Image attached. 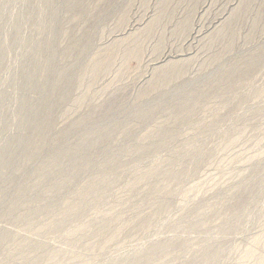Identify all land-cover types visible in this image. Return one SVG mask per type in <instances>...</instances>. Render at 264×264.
<instances>
[{
  "label": "rangeland",
  "instance_id": "rangeland-1",
  "mask_svg": "<svg viewBox=\"0 0 264 264\" xmlns=\"http://www.w3.org/2000/svg\"><path fill=\"white\" fill-rule=\"evenodd\" d=\"M246 1L0 0V264H264Z\"/></svg>",
  "mask_w": 264,
  "mask_h": 264
},
{
  "label": "bare ground",
  "instance_id": "bare-ground-1",
  "mask_svg": "<svg viewBox=\"0 0 264 264\" xmlns=\"http://www.w3.org/2000/svg\"><path fill=\"white\" fill-rule=\"evenodd\" d=\"M247 7H248V0L243 4V6H242V9H241V12H245L246 11V9H247ZM164 9V8H163ZM165 10V9H164ZM164 10H162V11H164ZM238 16H234L233 18H232V20H231V22H230V24L234 21V20H236V18H237ZM231 26V25H230ZM230 26H229V29H230ZM232 30V29H231ZM229 33V32H228ZM229 35V34H228ZM230 37V36H229ZM138 38V37H137ZM136 38V39H137ZM228 39V38H227ZM226 39V40H227ZM132 40V39H131ZM130 40V41H131ZM135 41V40H134ZM134 41L132 42V43H134ZM140 42V41H139ZM120 44V43H119ZM125 44V43H124ZM127 44V43H126ZM136 43H134V45H135ZM130 45V44H129ZM134 45H132V47L133 48H131V49H129V51H128V53H129V55H134V56H136V55H138V53H139V48H138V46L140 45V43L138 44V46H134ZM122 46H124V45H122ZM126 46V45H125ZM231 46V45H230ZM131 47V46H130ZM225 47H228V46H225ZM122 49H123V47H122ZM228 49V48H227ZM114 51V50H113ZM112 51V52H113ZM224 51H226V49L224 50ZM223 53V52H222ZM112 54V53H111ZM108 55V54H107ZM101 60H102V58H101ZM98 61V60H97ZM111 61V60H110ZM110 61H105L104 63H102V62H100V61H98V62H100V63H102V64H99V65H94L93 67H92V71H93V73L95 72L96 74H98V73H101V71H105L106 69H107V67H108V65H109V63L108 62H110ZM252 65V64H251ZM185 64H183V63H177V64H173V65H170V66H168V67H163V68H161L160 70H158L157 71V73H156V75H155V79H154V82H153V84L151 85V89H154V87L155 86H158V87H164V86H167V85H169L170 83H172V82H174L175 80H177V79H179L182 75H183V73H184V69H185ZM249 66H250V64H249ZM108 70V69H107ZM103 73V72H102ZM95 75V74H94ZM101 75V74H100ZM150 89V90H151ZM158 89V88H157ZM34 112V111H33ZM40 113V112H39ZM31 116H30V118H29V120L27 121V123L28 124H31L32 123V120L34 119L35 120V114L33 113H31L30 114ZM41 115V114H40ZM39 115V116H40ZM37 117V116H36ZM28 127V126H27ZM42 128H44L43 127V124H42V122L41 123H38V126H37V128H36V130H40V129H42ZM27 145H28V143H27ZM10 163V162H9ZM15 165V164H14Z\"/></svg>",
  "mask_w": 264,
  "mask_h": 264
}]
</instances>
